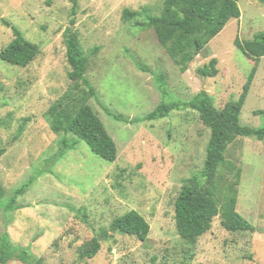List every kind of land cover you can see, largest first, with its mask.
Returning <instances> with one entry per match:
<instances>
[{"label":"rangeland","instance_id":"rangeland-1","mask_svg":"<svg viewBox=\"0 0 264 264\" xmlns=\"http://www.w3.org/2000/svg\"><path fill=\"white\" fill-rule=\"evenodd\" d=\"M162 3L0 0V50L13 38L2 18L40 48L26 67L0 59V183L5 189L0 205L14 196L21 206L5 216L0 211V228L8 220L15 246L28 249L40 264H264V139L244 136L229 144L217 176L220 186L237 189L236 210L257 230L228 231L216 216L211 229L192 243L176 232L174 201L183 180L203 167L209 128L185 106L133 123L109 113L144 117L162 101H188L202 89L219 109L238 98L254 61L234 41L264 30V3L238 0L240 17L230 19L183 72L154 29L135 24L159 14ZM125 9L138 14L128 20ZM68 27L89 55L86 77L95 97L68 79ZM95 46L98 50L89 54ZM212 57L217 74L201 77L196 69ZM82 97L113 137L114 161L94 153L84 139L52 129L51 105L58 100L77 105ZM239 117L243 125L264 126V57ZM132 209L150 224L144 242L112 229L113 219ZM104 234L111 237L99 240L93 258L79 257V245Z\"/></svg>","mask_w":264,"mask_h":264},{"label":"trees","instance_id":"trees-1","mask_svg":"<svg viewBox=\"0 0 264 264\" xmlns=\"http://www.w3.org/2000/svg\"><path fill=\"white\" fill-rule=\"evenodd\" d=\"M76 5V0H70ZM264 3V0H258ZM137 11H123V17L130 20L137 16ZM238 0H163L159 14L150 15L146 23L135 21L136 25L145 24L153 28L159 43L172 58L179 71L183 72L188 64L198 55L208 42L216 36L232 18L240 17ZM2 22L11 28L13 38L0 50V59L12 65L26 67L40 53L37 44L25 38L23 32L11 21L2 18ZM73 23V21H72ZM66 45L67 71L71 84L75 89L83 84L92 96H97L96 90L86 77L89 55L80 45L77 33L68 27L64 33ZM234 44L246 56L252 58L254 65L249 72L238 98L228 100L219 109L214 98L205 90H200L188 101L160 102L144 117L129 118L124 115L109 112L115 119L126 123L138 122L144 119H157L167 116L174 109L190 107L198 112L200 120L209 128L210 134L205 149V159L201 171L185 178L174 201V221L176 232L185 241L196 240L209 231L214 217L219 216L221 225L228 231L255 232L256 226L250 223L236 210L237 189L233 184L220 186L217 177L225 162V152L229 144L238 137L255 136L264 139V126L254 128L241 124L240 112L246 100L255 77L257 66L264 57V30L253 35L251 39L240 40L236 37ZM98 46L89 52L95 53ZM217 59L212 57L208 63L198 67L201 77H213L217 74ZM158 87L161 88L160 85ZM71 96V95H70ZM77 105L68 106L62 101H55L49 108L53 119L52 129L55 132L72 133L77 138L86 141L90 149L107 161L117 158L116 143L107 131L95 110L86 101V97L77 99ZM65 146H68L65 143ZM73 146V145H72ZM0 149V156L3 154ZM237 184V183H236ZM25 186L18 188L15 195L23 192ZM5 189L0 183V201L4 198ZM21 206L15 205L14 196L5 200L0 211L5 216ZM8 220L0 228V264H7L13 259L27 264H40L35 255L28 249L16 247L8 230ZM112 229L134 236L144 242L150 233L149 222L136 210L132 209L115 217L111 223ZM6 227V229H5ZM110 234H104L106 238ZM101 243L99 236L83 242L78 247L79 257L93 258L99 251Z\"/></svg>","mask_w":264,"mask_h":264},{"label":"crops","instance_id":"crops-1","mask_svg":"<svg viewBox=\"0 0 264 264\" xmlns=\"http://www.w3.org/2000/svg\"><path fill=\"white\" fill-rule=\"evenodd\" d=\"M12 229H13V227H11V224H9V230H8V232H9L10 236H12Z\"/></svg>","mask_w":264,"mask_h":264},{"label":"water","instance_id":"water-1","mask_svg":"<svg viewBox=\"0 0 264 264\" xmlns=\"http://www.w3.org/2000/svg\"><path fill=\"white\" fill-rule=\"evenodd\" d=\"M118 231H119V230L117 229V230L115 231V233L118 232ZM109 236L111 237V235H109ZM103 237H104V236L99 237V240H101Z\"/></svg>","mask_w":264,"mask_h":264}]
</instances>
